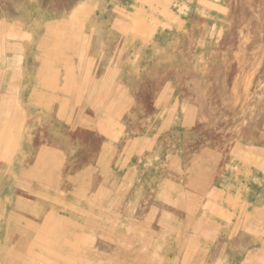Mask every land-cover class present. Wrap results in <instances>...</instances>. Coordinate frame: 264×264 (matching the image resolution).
Listing matches in <instances>:
<instances>
[{
	"label": "rangeland",
	"instance_id": "374dc122",
	"mask_svg": "<svg viewBox=\"0 0 264 264\" xmlns=\"http://www.w3.org/2000/svg\"><path fill=\"white\" fill-rule=\"evenodd\" d=\"M0 264H264V0H0Z\"/></svg>",
	"mask_w": 264,
	"mask_h": 264
}]
</instances>
